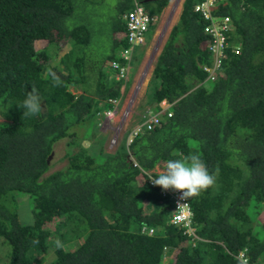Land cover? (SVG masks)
Returning a JSON list of instances; mask_svg holds the SVG:
<instances>
[{"label":"trees","instance_id":"16d2710c","mask_svg":"<svg viewBox=\"0 0 264 264\" xmlns=\"http://www.w3.org/2000/svg\"><path fill=\"white\" fill-rule=\"evenodd\" d=\"M168 1L119 0L108 22L114 47L128 45L120 37L125 11L142 4L156 22ZM204 1L183 0L140 103L144 114L158 113L164 99L173 102L171 116L127 145L140 117L110 153L104 137L88 144L89 136L99 131L110 106L105 100L122 99L130 78H98L94 92L81 85L82 48L93 40L87 8L96 3L82 2L83 22L65 33L61 24L76 0H0V255L4 245L8 264H169L173 258L170 264H240L242 250L249 263L264 264V0L220 6L230 17L229 41L213 80L201 67L212 63L204 31L210 21L195 9ZM62 37L71 47L59 58L56 86L40 72L59 54ZM37 41L46 45L37 48ZM117 55L111 51L95 64L111 68ZM142 55L134 62V53L135 66ZM32 88L43 112L25 117L18 105ZM63 138L65 164L48 173L54 144ZM192 153L216 176L191 200L194 238L171 222L173 202L149 183L159 175L156 165ZM27 197L33 221L23 224L17 210Z\"/></svg>","mask_w":264,"mask_h":264},{"label":"rangeland","instance_id":"374dc122","mask_svg":"<svg viewBox=\"0 0 264 264\" xmlns=\"http://www.w3.org/2000/svg\"><path fill=\"white\" fill-rule=\"evenodd\" d=\"M95 2L96 5L87 8L88 11L92 12L89 20L86 22V25L91 26L90 33L91 38L93 39L89 48H82V57H85V66H81V76L84 74V80H82L81 85L87 86L88 84L92 85L93 92L96 88V80H101L103 83H109L114 80V71L109 67V63H103L104 66L96 65V61H101L104 56L109 55L111 51L119 52V48L114 47L112 34L108 30L109 18H112L114 15V9L119 2V0H76V4L79 2ZM181 0H177L172 6V9H163L162 13L159 16L160 22L156 23L155 30L152 33L151 42L148 44V47L137 46L136 56L134 62L142 55L138 60L136 66L134 65L130 69L129 73V86L122 89V99L119 109H116V114L110 120L103 118L99 131H97L95 136H89L88 144L94 143L97 138L104 137L103 148L106 152H114L117 148L119 142L124 137L127 130L133 126L140 117L143 115V110L140 107V103L143 101L144 96L147 92L148 81L151 77L153 66L155 60L162 49L169 30L172 26V22L168 21V16L170 17L174 12L177 16H174V24L178 19L180 13L178 9V3ZM172 0H169L170 4ZM153 6V3L148 4ZM174 11V12H173ZM64 25L70 28L73 23L71 17L69 20L63 21ZM89 28V27H88ZM96 31V32H95ZM118 37V35H117ZM145 37L150 38V34L146 33ZM64 49L67 47L64 46ZM145 49V51H144ZM93 54V55H92ZM102 75L99 77V73ZM80 76V75H79ZM80 76V78H81ZM208 83L205 82V84ZM207 85V84H206ZM96 99H98L96 97ZM145 111L144 113H146ZM2 120V118H0ZM81 130L86 131V128L83 126H78ZM65 141L66 139H60L54 144L53 151L49 156V162L52 163V167L48 173L62 167L65 164L64 153H65ZM87 144V145H88ZM164 163L156 165L153 173L159 174L163 168ZM151 171V172H152ZM159 171V172H157ZM33 206L30 204V199L27 197L24 198L22 202L18 204V218L19 221L23 224H28L33 221ZM6 247L2 245V253L0 255V264H8L7 259L5 258ZM53 253V251H52ZM49 253L48 255L52 254ZM47 255V256H48ZM51 257V255H50ZM49 257V259H51ZM174 260V258L169 262V264ZM48 262L45 260L44 264Z\"/></svg>","mask_w":264,"mask_h":264},{"label":"built area","instance_id":"2783aa9c","mask_svg":"<svg viewBox=\"0 0 264 264\" xmlns=\"http://www.w3.org/2000/svg\"><path fill=\"white\" fill-rule=\"evenodd\" d=\"M220 0H205L202 4L196 6V10H202V13L206 20H209V24L204 27V31L209 35L208 43L206 44L207 49L211 56V64L201 65L203 71H205L208 76L207 79L213 80L217 73V70L220 66V57H222L224 50L228 46V35L227 30L228 27L226 23L230 20L228 16L220 17L213 12L217 8V4ZM218 10H216L217 12ZM223 22V24H219L217 20ZM123 19L126 23L127 31L121 34L120 37L126 39L127 47L122 48L118 52V59H114L111 62V67L115 71H117L116 77L117 79L120 77H127L130 73V69L133 66V54L136 50L137 46H143L146 37L145 34L149 31L151 24L154 23L156 16H151L148 11L141 5H136L131 10L124 12ZM238 47L235 50L237 53ZM113 104L117 105V100H112ZM173 102H168L167 100H162L159 104V112L158 113H151L146 112L142 115L144 120L138 124L127 136L126 144H130L132 138L137 135L138 132L142 130H152L155 126L160 124V117L162 115H167L168 117L171 116L170 107L173 105ZM115 109H108L104 112L105 118L110 119V114L113 113ZM114 115V114H113ZM132 165L138 167V164L133 160ZM145 172V171H143ZM156 177V176H151ZM151 185H154L151 180H149ZM159 193L162 198L170 199L173 204V210L170 216L171 222L175 225H178L183 232L188 237H195L194 228H193V218L194 213L191 208V198L187 201H182L181 203H185L184 206L177 210V201L180 195L179 192L173 190H164L160 186ZM176 211V212H173ZM180 216L181 219L177 220L176 216ZM142 231L145 232V227L142 228ZM151 231V230H150ZM237 259L239 260L240 264H251L249 263L248 257L241 252L238 254Z\"/></svg>","mask_w":264,"mask_h":264},{"label":"clouds","instance_id":"9594fccd","mask_svg":"<svg viewBox=\"0 0 264 264\" xmlns=\"http://www.w3.org/2000/svg\"><path fill=\"white\" fill-rule=\"evenodd\" d=\"M176 1L177 0H172L170 4H168L169 3L168 1V3L161 8L160 14L162 13L163 9H170L171 11L172 6L175 4ZM226 3H227V0H220L217 4V8L213 10V12H215V14L220 17H223V16L229 17V15L221 11V7H220L222 5H225ZM76 6L77 4L75 5V9L73 13L66 19V20H69V18L71 17L73 21L70 28L65 26L63 22L61 24L65 33H69L72 28L79 26L84 20L80 12V9L76 12ZM141 6L143 5L141 4ZM143 7L147 10L145 6ZM181 7H182V4H181ZM216 10L218 11L216 12ZM178 18H179V15H178ZM158 22H160L159 17H158V21L156 22L154 21V23L151 24V27ZM149 31L147 33H149ZM152 36L153 35H151V39H152ZM151 39L149 43L151 42ZM59 41L61 42L60 46L62 47L59 54L51 55L49 61L44 64L40 72V77L42 80L48 83H51L52 78H53L56 86L60 84L59 77L61 76V71L59 69V58L63 54H65L68 50H70V47H71V40L69 38L62 37L60 38ZM146 42H147V38H146L144 45L141 47L143 48L148 47L149 43L146 44ZM64 46H66L67 48L64 49L63 48ZM135 52L136 50L134 51V53ZM133 58H134V54H133ZM113 71L115 72L114 78L117 79L116 77L117 71H115L114 69ZM124 86L125 84L122 85V89L125 88ZM112 100H117L116 106L113 104ZM105 102L109 104L110 106L102 112V115H104V118H105L104 112L107 111L108 109H115L116 111V109L121 108L120 107L121 99L119 98H107ZM18 106L24 109L23 116L25 117L35 116L43 112L42 99L35 88H32L31 91L28 92L26 98ZM217 172H218V169H217ZM215 179H216V176L209 172L205 162L201 159L199 154H196V153H192L189 155L180 154L179 158L167 160L164 163L163 168L160 171L159 175L156 177L149 178V180H151L155 186H160L164 190H173V191H177L180 193L178 197L177 205H176L177 207L176 211H178L184 206L185 203H181L182 201H187L193 197H196L201 193V191L206 190L210 186L214 185ZM176 211H173V212H176ZM176 219L180 220L181 217L177 215ZM56 246L57 248L62 247V244L59 240L56 241ZM241 252H244V254L246 255L245 250H242L239 253Z\"/></svg>","mask_w":264,"mask_h":264},{"label":"crops","instance_id":"0c3cea01","mask_svg":"<svg viewBox=\"0 0 264 264\" xmlns=\"http://www.w3.org/2000/svg\"><path fill=\"white\" fill-rule=\"evenodd\" d=\"M82 2H79L78 4H77V6H76V12L79 10V8H80V4H81ZM182 4V3H181ZM181 10V9H180ZM174 16H176L175 14H174ZM173 16V17H174ZM167 18V20L168 21H170V22H172V26L174 25V18ZM46 45V42L45 41H37L36 43H35V46L37 47V48H42V47H44ZM157 172H159V171H157Z\"/></svg>","mask_w":264,"mask_h":264},{"label":"bare ground","instance_id":"6f19581e","mask_svg":"<svg viewBox=\"0 0 264 264\" xmlns=\"http://www.w3.org/2000/svg\"><path fill=\"white\" fill-rule=\"evenodd\" d=\"M182 1L183 0H181L177 5H178V9H179V11H180V9H181V3H182ZM113 114H116V111H114L113 113H111L109 116H110V118H113Z\"/></svg>","mask_w":264,"mask_h":264},{"label":"water","instance_id":"95a60500","mask_svg":"<svg viewBox=\"0 0 264 264\" xmlns=\"http://www.w3.org/2000/svg\"><path fill=\"white\" fill-rule=\"evenodd\" d=\"M152 0H143V2H151ZM174 15L172 14L169 18H172ZM172 27V26H171ZM171 29V28H170ZM170 32V30H169ZM169 34V33H168Z\"/></svg>","mask_w":264,"mask_h":264}]
</instances>
